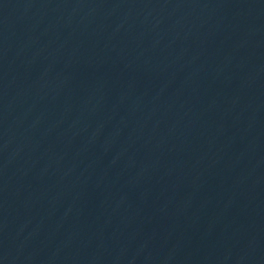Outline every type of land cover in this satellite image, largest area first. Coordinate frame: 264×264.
<instances>
[{
  "label": "water",
  "instance_id": "obj_1",
  "mask_svg": "<svg viewBox=\"0 0 264 264\" xmlns=\"http://www.w3.org/2000/svg\"><path fill=\"white\" fill-rule=\"evenodd\" d=\"M0 142L264 212V0H0Z\"/></svg>",
  "mask_w": 264,
  "mask_h": 264
}]
</instances>
